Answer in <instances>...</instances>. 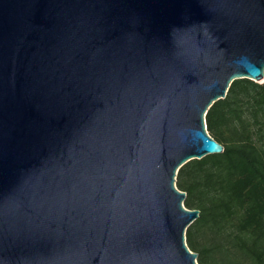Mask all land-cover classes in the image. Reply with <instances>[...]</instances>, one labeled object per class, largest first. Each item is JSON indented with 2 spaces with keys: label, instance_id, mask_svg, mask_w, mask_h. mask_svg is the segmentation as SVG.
<instances>
[{
  "label": "water",
  "instance_id": "obj_1",
  "mask_svg": "<svg viewBox=\"0 0 264 264\" xmlns=\"http://www.w3.org/2000/svg\"><path fill=\"white\" fill-rule=\"evenodd\" d=\"M264 80V0H0V264H198L179 167Z\"/></svg>",
  "mask_w": 264,
  "mask_h": 264
},
{
  "label": "trees",
  "instance_id": "obj_2",
  "mask_svg": "<svg viewBox=\"0 0 264 264\" xmlns=\"http://www.w3.org/2000/svg\"><path fill=\"white\" fill-rule=\"evenodd\" d=\"M204 118L223 152L177 170L184 206L199 210L187 246L198 264H264V80H233Z\"/></svg>",
  "mask_w": 264,
  "mask_h": 264
}]
</instances>
